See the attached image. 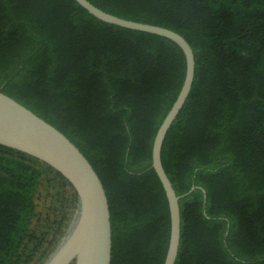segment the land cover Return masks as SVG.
Instances as JSON below:
<instances>
[{
  "label": "trees",
  "instance_id": "obj_1",
  "mask_svg": "<svg viewBox=\"0 0 264 264\" xmlns=\"http://www.w3.org/2000/svg\"><path fill=\"white\" fill-rule=\"evenodd\" d=\"M90 1L171 28L194 51L192 87L161 152L178 195L197 186L179 200L174 264H264V0ZM186 67L170 38L103 21L76 0H0V90L94 166L111 264H164L171 216L152 147ZM79 204L53 166L0 143V264H45Z\"/></svg>",
  "mask_w": 264,
  "mask_h": 264
},
{
  "label": "water",
  "instance_id": "obj_2",
  "mask_svg": "<svg viewBox=\"0 0 264 264\" xmlns=\"http://www.w3.org/2000/svg\"><path fill=\"white\" fill-rule=\"evenodd\" d=\"M91 14L108 23L170 38L183 50L186 75L181 90L160 124L152 147V166L165 189L170 208L171 231L164 264H174L180 243V198L162 163V146L172 122L188 97L195 73V55L179 32L158 24L127 19L98 7L90 0H76ZM0 143L27 152L53 166L65 176L79 195L78 219L59 248L45 264H111L112 226L104 184L85 154L57 127L0 90ZM204 193L205 190L203 189Z\"/></svg>",
  "mask_w": 264,
  "mask_h": 264
}]
</instances>
